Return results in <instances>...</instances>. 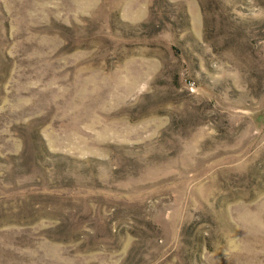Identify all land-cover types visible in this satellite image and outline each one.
Instances as JSON below:
<instances>
[{
    "label": "rangeland",
    "instance_id": "374dc122",
    "mask_svg": "<svg viewBox=\"0 0 264 264\" xmlns=\"http://www.w3.org/2000/svg\"><path fill=\"white\" fill-rule=\"evenodd\" d=\"M0 264H264V0H0Z\"/></svg>",
    "mask_w": 264,
    "mask_h": 264
}]
</instances>
